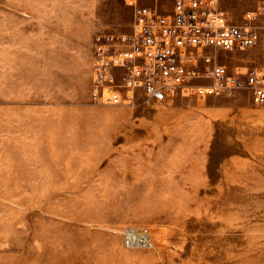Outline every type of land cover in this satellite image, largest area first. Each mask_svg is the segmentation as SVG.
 Masks as SVG:
<instances>
[{
    "label": "rangeland",
    "instance_id": "obj_1",
    "mask_svg": "<svg viewBox=\"0 0 264 264\" xmlns=\"http://www.w3.org/2000/svg\"><path fill=\"white\" fill-rule=\"evenodd\" d=\"M262 1L220 6L243 26ZM134 20L127 0H0V264H264L248 90L93 102L95 37ZM250 24L255 46L218 52L230 72L264 68V15Z\"/></svg>",
    "mask_w": 264,
    "mask_h": 264
},
{
    "label": "built area",
    "instance_id": "obj_2",
    "mask_svg": "<svg viewBox=\"0 0 264 264\" xmlns=\"http://www.w3.org/2000/svg\"><path fill=\"white\" fill-rule=\"evenodd\" d=\"M137 1L127 0L135 9L131 31L95 37L94 103L129 104L139 94L163 103L179 90L199 96L248 90L253 102L264 107V68L234 73L217 62L219 51L258 43L260 34L250 23L264 15V1L247 13L243 26L229 23L220 0H175L169 14ZM205 79L209 82L196 83Z\"/></svg>",
    "mask_w": 264,
    "mask_h": 264
}]
</instances>
